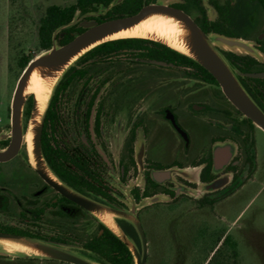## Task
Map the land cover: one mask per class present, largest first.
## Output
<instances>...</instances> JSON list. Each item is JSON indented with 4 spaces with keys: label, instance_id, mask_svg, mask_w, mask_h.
Returning <instances> with one entry per match:
<instances>
[{
    "label": "flooded vegetation",
    "instance_id": "obj_1",
    "mask_svg": "<svg viewBox=\"0 0 264 264\" xmlns=\"http://www.w3.org/2000/svg\"><path fill=\"white\" fill-rule=\"evenodd\" d=\"M167 3L206 33L244 44L218 48L264 112V0ZM106 14L85 17L77 26L84 31L82 22ZM144 39L142 45L82 59L58 85L42 129L44 157L58 183L32 162L33 96L31 106L28 99L20 148L0 158V232L97 254L111 250L121 258L118 236L80 198L137 216L145 231L149 217L183 206L218 210L254 179L255 133L264 130L203 65L216 80L155 44L159 41ZM12 143L11 100L0 117V152ZM112 217L141 249L132 221ZM209 232L226 235L224 229Z\"/></svg>",
    "mask_w": 264,
    "mask_h": 264
},
{
    "label": "water",
    "instance_id": "obj_2",
    "mask_svg": "<svg viewBox=\"0 0 264 264\" xmlns=\"http://www.w3.org/2000/svg\"><path fill=\"white\" fill-rule=\"evenodd\" d=\"M122 1L123 0H113L109 5L102 4L99 8L105 10L104 12H107L113 6L121 3ZM104 12H88L83 16H98ZM78 14H80V11L76 12L70 22L58 27L53 34L52 46L32 58L24 68L17 82L12 99L13 143L7 150L0 152V158L11 155L20 148L25 134L26 105L28 99L33 96V106L29 124H34L33 153L36 161L35 165L42 176L50 181L58 183L52 176L53 174L46 163L42 149L43 124L48 106L56 87L66 72L72 66L76 65L87 52L105 42L121 38H129L109 37L123 30L133 28L153 16L172 18L178 23V26L181 29L179 39L186 44L188 52L181 51L171 46L165 39L162 38H139H150L162 42L203 65L220 82L227 96L264 130V112L246 91L240 82L234 67L218 48V46L231 48L242 47L244 44L240 40L223 35L208 34L202 30L193 18L186 12L169 5L167 2L159 1L144 4V6L137 13L131 15H124L103 22H98V20L93 18L85 20L80 24L86 28L83 32L77 33L71 41L65 44L59 43L57 38L58 33L66 28L76 25L79 21ZM35 72L39 73L41 77L48 80L52 84L46 108L42 113L39 110L36 95L28 92L30 80ZM37 118L39 120H37ZM80 201L87 208L98 215L109 213L125 217L132 221L141 240V249L134 238L126 234L118 224L115 223L116 229L112 228V230L129 247L133 256V264H146L148 256V241L143 226L137 216L120 209L105 206L89 199L80 198ZM3 241L24 246L28 248V250L8 251L2 246ZM85 252L86 253L79 252L75 250L74 246L61 242L47 241L33 236L0 232V255L56 260L70 264H108L99 254L92 251Z\"/></svg>",
    "mask_w": 264,
    "mask_h": 264
},
{
    "label": "rangeland",
    "instance_id": "obj_3",
    "mask_svg": "<svg viewBox=\"0 0 264 264\" xmlns=\"http://www.w3.org/2000/svg\"><path fill=\"white\" fill-rule=\"evenodd\" d=\"M77 0H0V117L13 99L23 72L24 56L36 57L41 47L39 27L51 5L69 6ZM169 2L170 0H159ZM98 11L105 10L99 8ZM105 13V12H104ZM86 16L78 14L79 21ZM78 21V22H79ZM59 41V40H58ZM60 43V42H59ZM256 175L223 207L194 210L190 205L149 217L146 264H264V131L255 133ZM212 229H224L238 244L233 256L220 242L211 252ZM75 250H84L74 246ZM0 264H57L46 259L1 255Z\"/></svg>",
    "mask_w": 264,
    "mask_h": 264
},
{
    "label": "trees",
    "instance_id": "obj_4",
    "mask_svg": "<svg viewBox=\"0 0 264 264\" xmlns=\"http://www.w3.org/2000/svg\"><path fill=\"white\" fill-rule=\"evenodd\" d=\"M112 1L113 0H77L74 4L69 5V6H64V7L59 6V5L49 6L46 10L44 17H42L41 19L40 27H39V37H40L41 47L43 49H49L53 44V34L55 30L58 27L70 22L78 10L81 13H88L90 10H95L99 8V6L102 4L109 5ZM143 5H144L143 0H123L121 3L116 4L110 10H108L106 14L107 16L105 15L106 17L103 16V18H99L98 22H103L107 20L108 18L113 19V18H117L120 16L131 15V14L137 13L143 7ZM81 32H83L82 28H79L76 24L72 27H69V28H66L60 31L57 35V38L61 44H65L71 41L77 33H81ZM145 42H148V39L139 38V37H129V38L111 40V41L105 42L93 48L92 50L87 52L79 61H81L82 59H87L89 57H94L96 55L107 54V53L116 51L123 47H132V46L142 45ZM155 44L162 46L167 51H169L171 54L175 55L176 57H179L189 62L190 64H193L197 67L202 68L209 75L213 77V75L209 71H207L201 64L194 61V59L184 54H181L178 51L172 48H169L167 47V45H164L162 43L155 42ZM31 59L32 58L28 56H24L21 59L20 64L23 67V69L26 67V65ZM76 65L72 66L63 76V78L69 73V71H72L76 67ZM63 78L61 79L60 83L62 82ZM213 79L215 78L213 77ZM31 101H32V98H30L29 100V106H31ZM210 235H211L210 237L211 238V252H215L214 255H216L219 251L217 246L220 242H222V245L227 244L229 246L230 251L233 256L238 255L237 241L231 235H224L223 233H217V232H214L213 234H210ZM115 238L118 241V244L120 246L119 248L122 249L123 255L121 258L115 257L114 253L111 250L101 251L100 254L99 253L98 254L108 264H133L134 263L133 256L128 246L119 237H115ZM49 261L56 262L57 264H70V263L56 261V260H49ZM210 263H211V260L208 264Z\"/></svg>",
    "mask_w": 264,
    "mask_h": 264
},
{
    "label": "bare ground",
    "instance_id": "obj_5",
    "mask_svg": "<svg viewBox=\"0 0 264 264\" xmlns=\"http://www.w3.org/2000/svg\"><path fill=\"white\" fill-rule=\"evenodd\" d=\"M181 33V29L178 26V23L175 22L172 18L163 17V16H153L140 24L134 26L133 28L123 30L119 33L114 34L109 38H119V37H158L165 39L171 46L188 52V47L186 44L179 39V34ZM51 82L41 77V75L35 72L32 75L30 80V84L28 87V92L36 95L38 100L39 110L42 113L47 105L49 99V93L51 91ZM37 120H39L37 118ZM34 124L30 123L28 130V138H29V148L31 153V158L33 164H36L34 158V132H33ZM99 216L113 229H116V225L113 221V215L109 213L99 214ZM2 246L8 251L14 250H28V248L13 244L8 241H3Z\"/></svg>",
    "mask_w": 264,
    "mask_h": 264
}]
</instances>
